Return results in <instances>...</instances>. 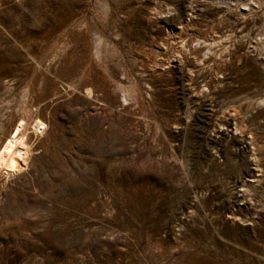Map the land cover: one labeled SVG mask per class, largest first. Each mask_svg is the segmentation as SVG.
I'll list each match as a JSON object with an SVG mask.
<instances>
[{
    "label": "rangeland",
    "instance_id": "374dc122",
    "mask_svg": "<svg viewBox=\"0 0 264 264\" xmlns=\"http://www.w3.org/2000/svg\"><path fill=\"white\" fill-rule=\"evenodd\" d=\"M21 120L0 264H264V0H0Z\"/></svg>",
    "mask_w": 264,
    "mask_h": 264
},
{
    "label": "bare ground",
    "instance_id": "6f19581e",
    "mask_svg": "<svg viewBox=\"0 0 264 264\" xmlns=\"http://www.w3.org/2000/svg\"><path fill=\"white\" fill-rule=\"evenodd\" d=\"M24 125L25 123L23 120L19 121L12 133L0 147V170L6 175L19 172L26 163L27 156L29 155L26 137L25 134L22 133ZM44 128V123L38 119L35 120L32 125V129L38 133ZM24 131L25 130H23V132Z\"/></svg>",
    "mask_w": 264,
    "mask_h": 264
}]
</instances>
